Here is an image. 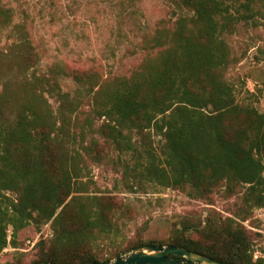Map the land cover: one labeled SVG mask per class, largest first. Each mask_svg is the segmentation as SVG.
Masks as SVG:
<instances>
[{"label": "trees", "instance_id": "trees-1", "mask_svg": "<svg viewBox=\"0 0 264 264\" xmlns=\"http://www.w3.org/2000/svg\"><path fill=\"white\" fill-rule=\"evenodd\" d=\"M179 2L190 15L146 42L151 54L132 75L103 79L64 63L36 74L41 57L27 26L14 25L13 11L0 0V28L13 26L19 35L9 52L0 51V60L9 61L7 70L0 69V255L8 247L19 248L22 232L39 233L49 223L53 232L49 241L37 244L38 255L30 263L18 258L4 264H93L120 255L99 259L97 246L115 232L116 207L87 196L85 185H77L84 157L103 158L95 139L82 155L68 129L84 101L91 109L80 125L82 136L97 117L104 118L97 134L109 148L136 153V141L142 143L140 158L147 166L140 180L189 188L192 197L201 199L220 187L230 194L241 188L246 216L264 208V114L237 103L236 88L227 79L237 63L227 37L241 18L225 0ZM67 82L78 89L74 99L63 91ZM153 134L164 140L162 159L153 153ZM180 225L168 246L222 264H264L263 258L254 260L250 233L233 218L211 216L205 224ZM148 245L163 243L140 241L132 248Z\"/></svg>", "mask_w": 264, "mask_h": 264}, {"label": "rangeland", "instance_id": "rangeland-1", "mask_svg": "<svg viewBox=\"0 0 264 264\" xmlns=\"http://www.w3.org/2000/svg\"><path fill=\"white\" fill-rule=\"evenodd\" d=\"M1 1L13 11L14 25L27 26L41 57L36 70L38 75L46 73L55 64L64 63L72 70H93L103 79L129 77L151 54L146 49V42L159 29H172L178 18L190 15L179 0ZM225 1L230 12L241 18L234 33L227 37L237 60L227 79L236 88L237 103L254 106L264 114V0L253 4H248L247 0ZM246 5H250L251 10H247ZM17 36L13 26L0 28V51L9 52V44ZM8 63L1 59L0 69L7 70ZM63 91L70 99L78 95L72 82L65 83ZM50 102L58 107L56 99L52 98ZM90 109L84 101L79 111L72 115L68 129L77 137L76 148L82 155L84 147L95 139V150L103 156L101 159L84 157L85 169L77 185H85L87 196L105 198L116 207L115 232L110 238L97 242L99 259H106L118 251L120 255L129 252L140 241L161 242L162 246H168L167 242L180 230L181 222L201 225L212 216L240 222L250 233L254 260H264V208L254 209L246 216L249 210L243 204V189L230 194L220 187L208 198L201 199L192 197L189 188H164L140 180V171L147 166V161L140 158L144 150L142 143L136 141L133 134L136 153L109 148L104 138L97 134L104 118L97 117H93V127L85 129L82 136L80 125L85 124ZM152 145L153 153L162 159L163 138L153 134ZM133 168H138L137 173L132 171ZM10 235L9 232V239ZM52 237L51 223L43 226L39 233L33 229L20 233L19 248L8 247L3 251L0 264L18 258L30 263L38 255L37 244Z\"/></svg>", "mask_w": 264, "mask_h": 264}, {"label": "water", "instance_id": "water-1", "mask_svg": "<svg viewBox=\"0 0 264 264\" xmlns=\"http://www.w3.org/2000/svg\"><path fill=\"white\" fill-rule=\"evenodd\" d=\"M184 259V260H181ZM93 264H222L176 246H142L122 253L114 261Z\"/></svg>", "mask_w": 264, "mask_h": 264}]
</instances>
